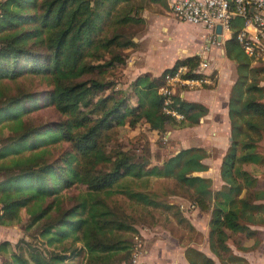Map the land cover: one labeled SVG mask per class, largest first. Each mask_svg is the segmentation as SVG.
I'll use <instances>...</instances> for the list:
<instances>
[{
  "label": "trees",
  "instance_id": "trees-1",
  "mask_svg": "<svg viewBox=\"0 0 264 264\" xmlns=\"http://www.w3.org/2000/svg\"><path fill=\"white\" fill-rule=\"evenodd\" d=\"M130 1L0 0V125L7 129L0 138V226L18 222L23 211L27 227L39 224L45 247L78 241L81 247L69 250L83 252L86 264H138L128 260L131 250L124 236L135 232L133 225L117 216L103 197L121 193L145 206L170 210L168 202L124 181L171 177L190 191L195 207L208 211L207 239L219 264H245L226 240L227 232L249 238L255 235L250 226L264 225V190L257 188L254 173L260 167L264 174V148H259L264 145V85L259 84L264 65L250 64L235 37L242 19L234 17L223 42L225 55L236 62V79L227 99L229 143L220 158L217 188H209L210 177L196 174L207 168L202 161L207 153L199 146L180 147L153 164L126 150L108 152L105 141L114 126H134L141 120L165 131L168 124L194 125L207 111L200 102L171 94L167 106L182 115L175 119L164 110L165 97L158 91L178 65L188 67L183 77L198 76L191 70L199 61L195 54L176 59L157 75L132 79L134 103L121 89L98 94L111 83L94 71L124 63L127 56L118 49L134 44L132 33L108 28L109 22L138 21ZM33 76L50 89L34 92L21 85ZM6 81L13 83L12 92ZM40 105L60 117L27 122L25 113ZM243 163L255 167L249 171ZM77 187L82 188L68 193ZM174 214L178 223L186 221L178 211ZM22 242L25 255L8 252L9 242H0V264H62L67 258ZM183 257L187 264H215L192 247L184 249Z\"/></svg>",
  "mask_w": 264,
  "mask_h": 264
},
{
  "label": "rangeland",
  "instance_id": "rangeland-1",
  "mask_svg": "<svg viewBox=\"0 0 264 264\" xmlns=\"http://www.w3.org/2000/svg\"><path fill=\"white\" fill-rule=\"evenodd\" d=\"M110 27L122 29L128 34L132 33L134 35L136 34L139 25L138 23H123L118 25L114 22H109L108 28L110 29ZM108 31L109 30H106V32ZM228 32L229 30H224L223 36H226ZM127 48L122 50L119 48L118 50L127 56ZM250 64L264 65V59L250 58ZM126 65L125 61L122 64L105 67L102 72L94 71V75L97 78L109 80L111 83L109 87H105L100 90L98 94H112L115 90L121 89L128 92L127 96L129 103H134V96L130 92V74L125 69L127 68ZM261 76L262 79H264V73ZM22 83L23 84L21 85L28 91L42 92L50 89V85L48 83L34 76L27 78ZM5 85L9 86V92L14 90V85L13 83H10V81H6ZM39 102H41V100L38 101L37 104H40ZM25 114L26 121L28 120L27 122H31L33 124L48 122L49 120H54L60 117V115L50 106L44 105L32 108ZM144 123L140 120L134 126H128L126 124L114 126V128L108 132L109 138L105 141V150L108 152H114L118 149L126 150L128 153L133 154L136 158H147L149 164H153L159 162L160 159L165 158L181 146L191 143L186 140L188 136L186 133L188 132H182L180 129L181 127L174 124L166 125V129L163 131L151 129L147 123H145L146 125ZM171 128H175L177 130L170 134L166 132L167 129ZM6 134V126L4 124L0 125V138ZM259 148L263 149L264 145L260 144ZM59 149L60 148H57L56 150L53 149V151L58 152ZM214 152L212 151L213 156L216 155V151ZM213 160L214 159H212V161ZM208 174L214 178L215 172L210 171ZM211 182L209 188L215 189L219 186L212 181V178ZM124 183L133 189L149 193L153 196V198L159 201L168 202V204L172 205L170 210L160 207L145 206L141 204V202L128 199L121 193H112L103 197L109 208L117 216L133 225L135 232H127L124 234L130 245V250L133 249L135 244L134 237L139 239L138 249L141 251L148 241L149 243L158 241L166 245L168 244V250H170V254L174 260L177 259L182 252H184L186 247H192L200 251V249H205L206 245L209 246L207 239L209 238V213L208 211H201L197 207L192 210L179 208V205H183V207H185L188 202H193L189 198L190 191L180 183L176 182L171 177L155 176L128 179L124 181ZM81 188L82 187L74 188L73 191H68V193H75L81 190ZM175 211H178L179 216L181 215L186 221L178 223V215L174 214ZM27 224V217L24 212L21 211L20 220L18 222L6 227H0V241H10L7 246L8 252L13 250L16 253H23L25 255L27 250L24 248L25 245L22 242L24 241L30 242L46 252L66 254L67 258L62 264H86V257L83 252L73 254L71 253L72 251L69 250L70 248L76 249L81 247L80 242L77 241L71 243L70 240H67L59 245L45 247V240L38 237L39 224L29 225L28 227ZM227 234L228 238L226 240V244L228 245L229 243H238L242 238L241 235H235L230 232H227ZM213 246L217 248L216 242H213ZM257 248L258 249L255 252V255L264 254V241ZM1 256L0 261L3 259V254ZM121 256H123V254H121ZM120 257L118 256L116 258L119 259ZM131 259L132 257L129 255L128 260L132 263ZM214 260L216 262L215 257Z\"/></svg>",
  "mask_w": 264,
  "mask_h": 264
},
{
  "label": "crops",
  "instance_id": "crops-1",
  "mask_svg": "<svg viewBox=\"0 0 264 264\" xmlns=\"http://www.w3.org/2000/svg\"><path fill=\"white\" fill-rule=\"evenodd\" d=\"M171 1H130L134 5L133 12L138 17V21L134 24L138 23L139 28L131 38L134 44L126 49L128 51L126 59H128L125 60L127 64L125 69L132 80L143 73L157 75L164 68L172 66L176 59L193 54L197 55L199 60L203 58L206 60L207 66L197 73L198 76L188 77L191 80L185 81L184 72L166 80L165 86L169 89L170 95L177 94L181 98L200 102L207 108L198 123L180 128L182 132H188L186 140L191 142L181 147H202L207 153V156L202 159L207 168L196 174L208 176L216 185H220L218 167L220 158L229 143L227 99L236 79V62L225 55L223 42L230 36L232 29L226 36L222 33L218 40V36H212L207 28L174 18L169 11ZM259 84L264 85V79L260 80ZM175 130L177 129L171 128L166 132L170 134ZM212 151H216V155L213 156ZM161 160L156 163H160ZM253 167L255 166L251 163H243V168L249 171H252ZM258 170L254 172L256 177L261 179L258 180L257 188L264 190V174L261 173L260 167ZM210 171L215 172L214 178L209 176ZM249 228L255 231V235L247 238L243 234L236 233L235 235H241L240 241L235 244L229 243L227 246L234 255L243 258L245 264H264V254L255 255L257 247L264 241V225ZM200 251L210 257L215 264H219L208 245ZM171 261L187 264L183 252L174 260L168 250V244L148 241L142 251L139 250L137 263L160 264Z\"/></svg>",
  "mask_w": 264,
  "mask_h": 264
},
{
  "label": "built area",
  "instance_id": "built-area-1",
  "mask_svg": "<svg viewBox=\"0 0 264 264\" xmlns=\"http://www.w3.org/2000/svg\"><path fill=\"white\" fill-rule=\"evenodd\" d=\"M171 15L181 21L199 24L209 30L212 36H218L224 30L232 28V19H242L240 27L235 32L243 52L249 58L264 59V0H172L169 4ZM220 25V32H215V26ZM207 66L206 60L200 59L192 72L199 73ZM188 70L186 65H178L171 74H167L166 80L177 77ZM185 81L191 78L184 77ZM158 91L164 95V110L169 112L175 119L182 117L180 113L167 106L170 103L169 89L164 85L158 87ZM180 209L192 210L195 208L193 202ZM135 244L130 252L132 263H137L139 254V239L134 237ZM160 264H180L176 261Z\"/></svg>",
  "mask_w": 264,
  "mask_h": 264
},
{
  "label": "water",
  "instance_id": "water-1",
  "mask_svg": "<svg viewBox=\"0 0 264 264\" xmlns=\"http://www.w3.org/2000/svg\"><path fill=\"white\" fill-rule=\"evenodd\" d=\"M215 32L216 33H219L220 32V25L219 24H217L216 26H215ZM220 39V35L218 34V40Z\"/></svg>",
  "mask_w": 264,
  "mask_h": 264
}]
</instances>
